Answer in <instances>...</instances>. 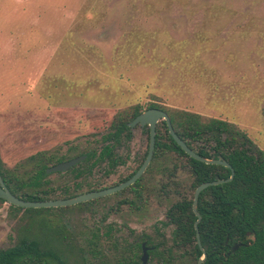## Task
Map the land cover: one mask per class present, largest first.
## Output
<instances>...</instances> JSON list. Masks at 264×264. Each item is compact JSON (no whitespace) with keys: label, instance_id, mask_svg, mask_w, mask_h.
Returning a JSON list of instances; mask_svg holds the SVG:
<instances>
[{"label":"rangeland","instance_id":"374dc122","mask_svg":"<svg viewBox=\"0 0 264 264\" xmlns=\"http://www.w3.org/2000/svg\"><path fill=\"white\" fill-rule=\"evenodd\" d=\"M134 28L166 31V45L145 41L135 58L119 60L115 51ZM195 58L217 73L198 78L187 65ZM152 102L229 120L264 150V0H0V157L6 167L30 168L28 158L40 150L69 157L100 149L119 110L137 104L145 110ZM134 136L127 164L109 176L102 167L92 176L99 180L52 173L50 196L64 195L63 186L75 192L76 183L83 184L79 191L118 183L147 151V132L136 126ZM161 174L154 184L165 179ZM124 197L132 194L68 207L15 209L0 202V248L16 244L24 231L44 239L61 227L69 263L89 264L92 256L84 252L105 251L106 244L89 243L92 230L107 222L137 232L142 227L133 208L119 203ZM173 198L159 199L166 206H153L152 216L160 218Z\"/></svg>","mask_w":264,"mask_h":264},{"label":"trees","instance_id":"16d2710c","mask_svg":"<svg viewBox=\"0 0 264 264\" xmlns=\"http://www.w3.org/2000/svg\"><path fill=\"white\" fill-rule=\"evenodd\" d=\"M165 34L164 30L131 29L126 33L125 45L115 51L116 57L119 60L123 56L135 58L145 41L155 40L166 45ZM187 65L198 78H206L209 75L207 71L212 76L217 73L215 66L206 60L195 58ZM154 107L167 111L176 133L195 151L208 158L222 156L235 170L232 180L211 185L200 193L197 211L201 214V220L198 227L202 246L207 253L203 264H264V150L229 120L178 106H162L155 102L148 105V108ZM142 111L139 104L131 109L119 110L109 121L110 132L103 135V146L80 152L87 154V158L77 167L75 176L82 175L85 170L91 171L107 157L117 163L118 160L111 157L113 146L120 143L122 132L130 130L129 122ZM125 135L130 137L127 132ZM107 140H111L110 144L106 143ZM28 160L31 167L22 171L9 169L0 157V174L17 196L44 200L49 194V180H8L13 177L48 175L46 168L49 159L42 153L33 154ZM169 161L173 162L172 168L169 167ZM231 173V168L223 164L206 163L191 157L169 133L166 121L159 122L152 162L132 187L141 183L146 176H165L164 180H157V196L168 200L174 197L167 210L173 227L169 237L165 234L162 241L153 242L155 248L149 252L148 264L153 261L156 264H198L203 250L198 243L195 227L198 219L193 208L195 189L202 182L216 177L227 179ZM76 187L80 190L81 184L78 183ZM168 190H172V195L168 194ZM0 202L6 200L0 197ZM10 205L15 209H26ZM53 234L52 237L38 239L32 237L28 230L24 231L16 244L0 248V264H70L63 248L68 245V235L61 229H56ZM54 238L57 242H54ZM236 243L242 245L234 251ZM106 253L109 252L90 248L83 255L92 256L89 264L95 261L106 264H143L140 249L113 251L111 260L99 258L106 256ZM81 264H85V261Z\"/></svg>","mask_w":264,"mask_h":264},{"label":"flooded vegetation","instance_id":"af4514ba","mask_svg":"<svg viewBox=\"0 0 264 264\" xmlns=\"http://www.w3.org/2000/svg\"><path fill=\"white\" fill-rule=\"evenodd\" d=\"M154 108H157V107H154ZM147 109H149V108H147ZM161 121L162 120L158 121L157 126H158L159 122H161ZM136 126H140V128L143 131L147 132L148 148L144 154V158H143L141 164L135 168V170H134L135 172L134 171L131 172V173L134 172L131 176H130V174H131L130 173L126 177L122 178L118 183L110 184V185L100 187V188H91L87 191H79L78 188L76 187L78 185V183L74 184L75 192H72V189L69 188L68 186H63V188H64L63 191L65 192V194L60 196V197H51L50 194L53 191L49 187L48 188V193H49L48 197H46L44 200L69 198V197H73V196H76V195H79L82 193H86V192H90V191H94V190H102V189H107V188L117 186V185L123 183L124 181L128 180L129 178H131L140 169V167L143 165V163L145 162V160L149 154L150 125L148 123H146V124L137 123L134 126H130V130L122 132L123 135L120 139V143L113 146V150H112L113 155L111 156L112 158L118 160L117 163L112 162L110 160V157H107L104 161L100 162L98 165H95L91 171L85 170L82 173V175L75 176V173L78 171L77 167L80 166L81 163H83L85 161V159L87 158V154H83V153L80 154V152H79L78 154H75V155H72L69 157H61L60 155H58L57 157H53V156H49L48 154H46V152H44V150H40V151H37L36 153H42L43 156H45L49 159V162H48V165L46 168V173L48 174L47 176H44V177L28 176V177H20V178H14L13 177V178H10L8 180H49L50 181V180H54L53 178L50 177V175L52 173H66L68 171H74L73 176H69V178L65 177V178H63L64 180H74V181L75 180H78V181L79 180H99L100 179L99 177L96 179L94 177H95L96 173L100 172L99 170L102 169V167H107L104 169V173L106 174V176H109L113 171L116 170L117 167L124 165V164H127V162H128L127 159L129 157V154H130V147H128V146H131V144L134 140V137H135L134 136V129ZM111 131H114V130H111ZM126 132L129 133L130 137L125 135ZM156 135H157V127H156ZM110 141L111 140H107L106 143L110 144ZM155 148H156V146H155ZM84 151H86V150H84ZM58 154H60V153H58ZM83 155L86 157L82 161H79L77 164L69 167L68 169H66L64 171L58 170V171L48 172L49 168H51V167H53V166H55L61 162H65V161H68V160H71L73 158L83 156ZM153 156H154V154H153ZM153 156H152V159H153ZM152 159H151L149 165L151 164ZM149 165L147 166L146 170L148 169ZM146 170H145V172H146ZM144 173L142 174V176L144 175ZM92 176H94V177H92ZM1 177H2V175H1ZM140 178H138L137 181ZM2 179H3V177H2ZM153 181L155 183L156 178L153 177V179H152L151 177H149V178L145 177L142 179L141 183H139L135 187H132V186H134V184H136V182L125 187V188H123V189H121V190H118L114 193H110V194L101 196V197H110L114 194H123V193L129 191V193L132 194V198L124 197L120 200L119 203L121 205H128L130 208H133V212H134L133 215L136 219L135 224L137 226L138 225L142 226L138 232L135 229H132L129 224L125 223L124 225H122L123 222L122 223L107 222V224H105V226H102V227L98 228V230H92V232H90L91 235L89 238V243H91L92 245H97L98 243L96 241L98 239H99V241H104V243H106V244H103L104 245L103 247H104V250L106 252H109L111 250L117 251V250L140 249L142 252L141 253V259H142L144 247L147 248V251L149 254V252L155 248V244H153V242H157L159 240L162 241L163 240L162 236H164L165 234L167 235V233L165 231L168 230L169 228H170V233H171L173 223L170 222V219H169L168 214H167V210H168L167 208L163 212V215L160 218L157 219V218H154V216H152L151 210H152L153 206L154 207H156V206L157 207L158 206L165 207L166 205L161 204V203L165 202V200L168 202V198L165 200H159V198L157 196V187H156V184L153 183ZM82 186H83V184H81V187ZM167 192L169 195H172V190H168ZM56 193H59V191H57ZM166 196H168V195L166 194ZM169 198H171V197H169ZM95 199H97V198L77 203V205L83 204L86 202L88 203V202L93 201ZM27 200H29V199H27ZM73 205H76V204H73ZM68 206H71V205H66V207H68ZM47 208H51V207H47ZM57 229L62 230L61 227L60 228L58 227ZM123 229H127L128 235H124L122 233ZM167 236H170V234ZM149 259H150V254H149L148 261H149ZM148 261L146 264H148ZM102 264H106V263H102ZM143 264H144V262H143Z\"/></svg>","mask_w":264,"mask_h":264},{"label":"water","instance_id":"95a60500","mask_svg":"<svg viewBox=\"0 0 264 264\" xmlns=\"http://www.w3.org/2000/svg\"><path fill=\"white\" fill-rule=\"evenodd\" d=\"M160 120L166 121L168 128H169V133L173 136L174 140L181 146V148L187 154H189L191 157H193L197 160L206 162V163L223 164V165L231 168V171H232L231 176L227 179H220L219 177H216L214 180L202 182L195 189L194 199H193V208H194V210L198 216V219L195 222V227L197 229L198 243L200 244V247L203 250V255L199 259L198 264H203L204 260L207 257V253H206V248L202 246L200 233H199V227H198V224L201 220V214L197 211L200 193L205 188H207L211 185H217V184L232 180L234 178V175H235V170L228 161L223 159L222 156H219L218 158H208V157L203 156V155L199 154L198 152H196L191 146H189L187 144V142L184 139H182L176 133L169 114L167 113V111H165L164 109H161V108L146 109V110L142 111L140 114H138L131 122H129L130 126H134L137 123H141V124L148 123L150 125V145H149V154H148L145 162L143 163V165L140 167V169L131 178L124 181L123 183H121L117 186L111 187V188L102 189V190H94V191L82 193V194H79V195H76L73 197H69V198L51 199V200H27V199H24L22 197H19V196L13 194L11 192V190L7 187V185L5 184L4 180L2 179V177L0 175V197L5 199L10 204H13V205H16L19 207H23V208H47V207H59V206L73 205V204H77V203H80L83 201H88V200L98 198V197H101V196H104V195H107L110 193H114L118 190H121V189L135 183L137 181V179L142 176V174L145 172L147 166L149 165V163L152 159V156L154 154V151H155L156 127H157L158 121H160ZM85 157L86 156L83 155V156H79V157L73 158V159L65 161V162H61V163L49 168L48 172L58 171V170L64 171V170L68 169L69 167L77 164L79 161H82ZM241 245H242L241 243H236L233 246V250L234 251L237 250ZM148 258H149V254H148L147 248L144 247L143 256H142V260H143L144 264L147 263Z\"/></svg>","mask_w":264,"mask_h":264}]
</instances>
